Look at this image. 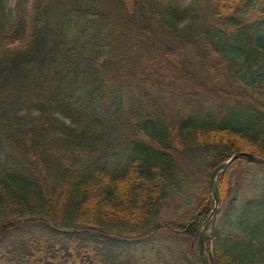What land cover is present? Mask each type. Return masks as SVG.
<instances>
[{
	"label": "trees",
	"instance_id": "16d2710c",
	"mask_svg": "<svg viewBox=\"0 0 264 264\" xmlns=\"http://www.w3.org/2000/svg\"><path fill=\"white\" fill-rule=\"evenodd\" d=\"M237 151L264 157V0H0V264H202ZM217 186L211 263L264 264V164Z\"/></svg>",
	"mask_w": 264,
	"mask_h": 264
},
{
	"label": "water",
	"instance_id": "95a60500",
	"mask_svg": "<svg viewBox=\"0 0 264 264\" xmlns=\"http://www.w3.org/2000/svg\"><path fill=\"white\" fill-rule=\"evenodd\" d=\"M237 158H245L247 161L252 163L264 164V157H260L255 153L249 151H237L233 153L228 159L216 165L211 173L209 179L210 193L213 199V209L211 210L209 216L203 223L197 237V249L202 261V264H211L210 259L205 250V242L212 234V230L215 224V220L220 208V193L217 186V176L220 172L227 169V167Z\"/></svg>",
	"mask_w": 264,
	"mask_h": 264
},
{
	"label": "rangeland",
	"instance_id": "374dc122",
	"mask_svg": "<svg viewBox=\"0 0 264 264\" xmlns=\"http://www.w3.org/2000/svg\"><path fill=\"white\" fill-rule=\"evenodd\" d=\"M3 2H5L7 7L12 8L14 3H15V0H3ZM211 97L212 96L210 93L205 95L204 98H202L203 104L211 103L210 106L213 107L214 104L211 101V99H212ZM184 100L186 102L188 101L186 99H184ZM184 100H178L179 101L178 102L177 100H175V98H168L167 103H168V105H176L177 104V106H179L183 109L188 108L187 110H190L191 108H189V107L192 104L191 103L186 104V102H184ZM234 170H235L234 172L240 178V180L238 182L241 184V188H242L241 194L243 195V193H245L247 196L250 195L247 183H245V181L242 179V171H240L238 167L235 168ZM241 179H242V181H241ZM232 194H233V192H232ZM179 203H180L179 200H177L176 198L169 200L168 204L162 207L160 214H159V220L158 221H160L161 223L162 222L164 223L168 219L178 218V216H180L183 212H185V210L188 207V206L182 205V204H181L182 206H180ZM220 208H221V202H220ZM220 208H219V210H220ZM191 244H193V245L197 244V240L195 241V239H194L193 243H191V241H189L188 245H191Z\"/></svg>",
	"mask_w": 264,
	"mask_h": 264
},
{
	"label": "bare ground",
	"instance_id": "6f19581e",
	"mask_svg": "<svg viewBox=\"0 0 264 264\" xmlns=\"http://www.w3.org/2000/svg\"><path fill=\"white\" fill-rule=\"evenodd\" d=\"M228 167H229V166H228ZM228 167H227V168H228ZM225 170H226V169H225ZM222 172H223V171H222Z\"/></svg>",
	"mask_w": 264,
	"mask_h": 264
}]
</instances>
